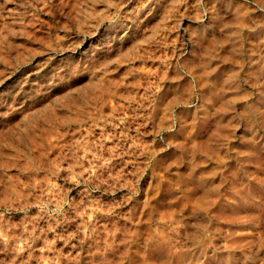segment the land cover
<instances>
[{
  "label": "rangeland",
  "instance_id": "1",
  "mask_svg": "<svg viewBox=\"0 0 264 264\" xmlns=\"http://www.w3.org/2000/svg\"><path fill=\"white\" fill-rule=\"evenodd\" d=\"M0 264H264V0H0Z\"/></svg>",
  "mask_w": 264,
  "mask_h": 264
}]
</instances>
